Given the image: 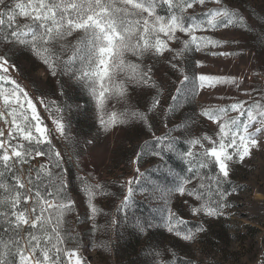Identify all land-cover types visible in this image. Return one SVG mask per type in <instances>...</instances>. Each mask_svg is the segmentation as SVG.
<instances>
[{"label":"rangeland","instance_id":"obj_1","mask_svg":"<svg viewBox=\"0 0 264 264\" xmlns=\"http://www.w3.org/2000/svg\"><path fill=\"white\" fill-rule=\"evenodd\" d=\"M222 5L243 17V23L196 34L225 43L202 46L199 51L191 46L174 58L175 50L182 44L168 41L173 51L162 56L146 54L138 60L129 55L127 60L139 64L142 70L151 68L152 80L147 86H127L124 96L110 94L102 112L82 84L68 75L53 76L28 49L0 39V54L6 53L9 63L15 65L8 74L34 98L51 146L62 154V170L74 201L72 211L64 216L61 225L68 239L64 247L77 251L83 264H182L185 259L196 264H264V148L252 149L242 161L234 157L229 162L226 180L214 163L199 169V176L193 178L188 163L174 152L164 151L157 140L166 137L167 143V139L177 138L178 150L192 147L199 152L200 146L193 147L188 141L204 135L217 139L219 131L217 124L200 114L202 109L226 106L236 100L245 101L247 107L264 95V0H222ZM207 7L216 5L209 3ZM194 10L199 14L206 9L194 5ZM157 11L162 16L168 15L165 5ZM188 12L193 13V9ZM17 19L25 23L23 18ZM178 35L181 41L186 39L184 34ZM74 42L75 36L68 38V43ZM69 54L64 52L62 58ZM199 74L234 78L237 83L199 89L195 82L197 91L193 95L194 77ZM185 76L189 78L187 81ZM116 79L125 80V74H118ZM245 92L251 96L244 95ZM41 99L47 108L40 103ZM156 99L160 103L153 108ZM113 112L118 116L138 112L145 114L147 121L126 116L123 123L105 131L100 117L107 119ZM240 118L246 119V115ZM54 121L64 125L63 135ZM0 128L7 132L2 120ZM202 143L211 147L208 141ZM41 147L47 151V146ZM155 152L160 155H154ZM46 160L47 157L36 158L33 165ZM134 160L138 163L134 164ZM193 167L198 168L199 162L194 161ZM52 171L55 174L58 170ZM137 176L139 180L134 179L133 194L125 205L122 202L126 182ZM184 178H191L185 186L196 188L203 202H214L219 193L228 192L226 199L231 207L224 209L222 216L194 217L190 206L200 201L186 193L167 191ZM217 178L223 182L218 184ZM86 184H100L106 193L93 198L92 203L98 209L95 214L83 192ZM169 210L186 222L178 225L183 231L203 225L205 232L199 234L196 243L182 241L168 231ZM138 223L152 226L142 232ZM157 252L159 257L155 255Z\"/></svg>","mask_w":264,"mask_h":264},{"label":"snow or ice","instance_id":"obj_2","mask_svg":"<svg viewBox=\"0 0 264 264\" xmlns=\"http://www.w3.org/2000/svg\"><path fill=\"white\" fill-rule=\"evenodd\" d=\"M209 3L216 7L208 8ZM161 5L167 6V16L158 13ZM194 5L206 10L196 14ZM189 9H193V13L189 14ZM18 17L25 23H19ZM236 23H243V17L223 6L222 0H0V39L28 49L53 76L68 75L82 84L101 112L110 94L124 96L127 86H147L152 80L151 68L142 70L139 64L127 60L129 55L138 60L146 54L162 56L173 51L168 41L182 44L175 50L174 58L191 46L197 51L202 46L217 47L225 41L196 33L228 28ZM178 34H184L186 39L181 41ZM74 36L75 42L68 43V38ZM64 52L70 53L66 59L62 58ZM14 67L6 53L0 54V120L7 128L6 133L0 128V264H83L77 251L64 247L68 239L61 225L64 216L72 211L74 201L62 170V154L51 146L34 98L8 74ZM120 73L125 74V80L117 82ZM184 79L189 78L185 76ZM195 82L199 89L219 83H237L234 78L199 74L194 77L193 95L197 91ZM244 95L251 96V93ZM172 99L176 100V97ZM40 103L44 104L43 99ZM159 103L158 99L154 100L152 107ZM44 107L48 105L44 104ZM230 112L239 115L230 116ZM200 114L217 124L219 129L217 139L204 135L188 141L193 147L199 145L201 151L194 152L192 147L180 151L177 138H169L167 143H164L166 137L157 138L164 151L174 152L188 163L193 178L199 176V169L214 163L226 180L229 162L234 157L242 161L252 149L264 148V95L247 107L245 101L236 100L226 106L202 109ZM245 115L246 119L241 120L240 117ZM126 116L147 121V116L138 112L119 116L113 112L107 119L101 115L100 124L107 131L110 126L123 123ZM54 123L63 135L64 125L59 121ZM202 141H208L211 147H205ZM41 146H47V151ZM136 155L139 157L140 153ZM41 157H47L46 163L34 166L36 158ZM194 161L199 162L198 168L193 167ZM53 169L58 171L54 174ZM135 171L139 173V168ZM134 179L139 180V176L126 182L127 191L122 202L125 205L133 194ZM190 179H182L174 189L167 191L186 193L200 201L190 206L194 217L225 215L224 209L231 207L226 199L229 193H219V199L214 202H203L204 198L196 188L185 186ZM216 182L223 181L217 178ZM83 192L90 211L97 213L92 200L98 194H106L102 186L86 184ZM185 223L169 210L168 231L182 241L196 243L205 228L197 224L183 231L178 225ZM151 226L150 223L137 224L142 232ZM155 255L159 257L160 253ZM182 264L196 262L185 259Z\"/></svg>","mask_w":264,"mask_h":264}]
</instances>
